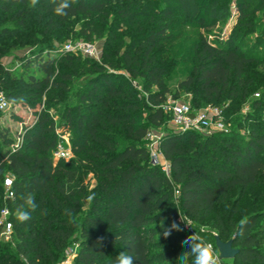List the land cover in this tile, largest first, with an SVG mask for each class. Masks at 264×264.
Segmentation results:
<instances>
[{
  "label": "trees",
  "instance_id": "obj_1",
  "mask_svg": "<svg viewBox=\"0 0 264 264\" xmlns=\"http://www.w3.org/2000/svg\"><path fill=\"white\" fill-rule=\"evenodd\" d=\"M224 2L74 0L61 17L51 0H40L35 8L30 0H0V15L12 23L0 28V58L7 40L31 35L35 19L58 41L69 39L66 27L77 19L80 37L104 39L100 61L74 52L58 58L38 52L19 59V74L0 62V90L11 119L24 124L15 112L19 107L36 117L16 136L0 124V210L8 207L13 222L12 241L0 242V264H58L73 247V264H115L121 251L133 255L134 264H180L187 251L182 242L205 223L223 242L234 240L239 250L234 263L264 264V225L258 227L264 214L257 202L243 216L245 225L236 221L240 200L251 188H264V92L252 102L253 113L234 121L229 133L164 134L158 144L168 171L152 161L146 143L148 134L170 122L164 104L171 70L164 56L184 27L199 34L191 73L178 83L175 98L192 90L208 104L229 102L228 112H234L264 80L253 69H264V57L242 48L247 35L255 33L252 14L264 8V0L256 6L253 0H238V30L212 43L201 32L226 20ZM120 71L140 80L146 96L141 98ZM67 134L73 158L57 160ZM8 176L14 199L5 196ZM238 190L240 200L224 217L219 209ZM29 192L38 207L29 221L19 223L15 208ZM172 222L183 230L165 238ZM192 260L189 253L188 264Z\"/></svg>",
  "mask_w": 264,
  "mask_h": 264
},
{
  "label": "rangeland",
  "instance_id": "obj_2",
  "mask_svg": "<svg viewBox=\"0 0 264 264\" xmlns=\"http://www.w3.org/2000/svg\"><path fill=\"white\" fill-rule=\"evenodd\" d=\"M40 1V0H39ZM238 0H228V2H224L222 4H226L227 11L224 12L227 17L225 21H222L220 25L214 29L202 31L201 35L207 38L208 41L217 44H220L229 39V37L234 34L238 30V11L236 7V2ZM260 0H253V5H258ZM221 4V3H220ZM36 11V10H35ZM34 15H37V11L34 12ZM252 18L255 24V33H250L247 35L245 41L243 42V50L251 48L254 50L256 54L260 55L262 58L264 57V8L259 10L257 13L252 14ZM32 23V33L30 36L25 37L23 40H7L4 43V53L0 58V62L2 65L8 69L12 73H22L21 66L19 64V59L21 58H29L32 54L41 53L44 56H50L54 58H58L62 52H74L77 54H81L82 56H87L90 58H94L97 61L101 60L102 57V49L104 39L95 38L92 42H87L83 37L79 36L82 27V21L79 19L74 20L69 26L66 28L70 30V37L68 40L63 39L62 41H58L57 37H54V34H47L43 30V25L37 19ZM4 26H12L9 19L0 15V28ZM125 29V27H122ZM199 31L194 29H190L189 27H184L181 38L171 47L167 48L164 63L168 64L169 69L171 70L168 77L166 78V87L170 89V94L167 95L166 103L164 104L165 111L170 113V122L164 125L161 129L151 132L153 133L152 138H146V143L148 150L151 153L152 161L165 170L168 171V163L163 157L162 153L159 150V139L166 134L167 132H182L175 125L172 124L173 115H172V107L175 105L188 104L190 105L192 112L194 114L198 113H208L210 111L218 110L220 112V121L224 125L223 131H218L214 128L208 130H197V134L199 136H210L214 134H225L232 131V124L234 121H243L246 116L252 114L251 110L252 102L255 99L260 98V94L264 92V80L262 78V82L260 86L256 87L253 94L249 97L243 104H239L235 107L234 112H228L230 103L229 102H219L213 101L208 104L205 100L197 98L192 90H184L181 91L179 96L175 98L177 95V85L180 81H183L187 78V76L191 73L193 67V44L196 42L198 38ZM125 41L128 38H124ZM263 39V40H260ZM263 41V43H260ZM92 45L94 48V52L89 53L85 50V45ZM258 73L264 74V69L262 67H254ZM119 74L125 75L127 81L135 88L140 97H145V93L143 92V86L141 85L140 80L130 79L129 76L123 72H118ZM260 78V77H259ZM119 81L118 79H116ZM122 81V79H120ZM153 90V89H152ZM4 98L3 92L0 90V101ZM5 100V98H4ZM1 106V103H0ZM3 112V116L0 118V124H3L4 127L8 128L13 136H16L18 133L23 132L25 127L31 126L34 123L35 115L30 110L21 109L20 107L15 110L18 112L20 116L23 117L24 124L16 123L13 119H11L10 113L8 110H1ZM226 113V114H225ZM228 113V114H227ZM52 116H56L55 112H51ZM259 116L258 114H256ZM56 120L60 121V119L56 116ZM245 124H247L245 122ZM59 133H62V130H59ZM241 134H245V130L241 131ZM64 141L60 142L59 150L66 155V160H70L73 158L72 152L70 153V134H67L63 137ZM17 142H19L17 140ZM240 192L239 190L234 192L230 201L219 209V212L224 213V217L229 213L235 201L239 199ZM240 200V199H239ZM257 202V203H256ZM256 203L257 209L261 210L264 214V188H251L245 197L240 200L239 203V215L236 217L237 223L243 219L247 213L253 211V205ZM214 217L210 218L211 222ZM211 223L194 225V231H199L201 229L205 230V233L208 234V238L215 245L213 233L216 231L211 228ZM264 225V217L258 222V227L263 228ZM264 236V235H263ZM264 238V237H263ZM74 248V247H73ZM217 250V249H216ZM218 252V250H217ZM219 253V252H218ZM223 264H236L233 260H223Z\"/></svg>",
  "mask_w": 264,
  "mask_h": 264
},
{
  "label": "clouds",
  "instance_id": "obj_3",
  "mask_svg": "<svg viewBox=\"0 0 264 264\" xmlns=\"http://www.w3.org/2000/svg\"><path fill=\"white\" fill-rule=\"evenodd\" d=\"M54 5L53 12L57 16H67L68 10L72 7L74 0H51ZM39 4V0H30L29 7L35 8ZM22 203L18 204L15 208V218L19 223H26L31 219V214L34 212L38 205L35 200L33 193L29 192L22 196ZM89 201L94 199V194L87 197ZM181 221L191 228V225L187 223L181 216ZM247 223L245 219L239 221L240 226ZM180 224L172 222L170 227L166 228L163 232L165 238L169 237L173 231H182ZM212 235H217L218 233H213ZM101 240L103 238H100ZM184 251L182 255L178 258L180 264H188L189 253L193 257L192 264H223L222 254L218 253L214 244L208 238V234L205 233L204 229L199 231H193L192 234L188 235L182 242ZM133 255L128 254L124 251L119 252L115 264H134Z\"/></svg>",
  "mask_w": 264,
  "mask_h": 264
},
{
  "label": "built area",
  "instance_id": "obj_4",
  "mask_svg": "<svg viewBox=\"0 0 264 264\" xmlns=\"http://www.w3.org/2000/svg\"><path fill=\"white\" fill-rule=\"evenodd\" d=\"M85 50L89 55L90 53L94 52V48L92 45H85ZM3 100L0 101L1 103V110H9L10 106L2 98ZM172 115L173 120L172 124L175 125L180 131L187 132V131H197V130H208L214 128L218 131H223L224 125L220 121V112L218 110L206 112V113H198L194 114L190 105L188 104H181L175 105L172 107ZM148 138L153 137V133L148 134ZM18 144L21 143L18 140ZM71 153V150H70ZM56 159L66 158V155L63 154L59 149L55 154ZM5 186V196L7 199H14L15 193L13 191V178L8 176L4 181ZM184 219V218H183ZM185 220V219H184ZM181 221V220H180ZM189 223L187 220H185ZM13 239V222L11 220V211L8 207H4L0 210V242L2 243H9ZM77 247L70 249L66 254V259L59 262L58 264H73L76 258Z\"/></svg>",
  "mask_w": 264,
  "mask_h": 264
},
{
  "label": "water",
  "instance_id": "obj_5",
  "mask_svg": "<svg viewBox=\"0 0 264 264\" xmlns=\"http://www.w3.org/2000/svg\"><path fill=\"white\" fill-rule=\"evenodd\" d=\"M215 245L218 252L222 254L223 260H234L239 253V250L234 247V240L223 242L219 236L215 235Z\"/></svg>",
  "mask_w": 264,
  "mask_h": 264
}]
</instances>
